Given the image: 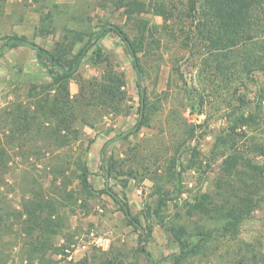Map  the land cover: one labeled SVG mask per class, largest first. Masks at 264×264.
<instances>
[{
    "label": "rangeland",
    "instance_id": "374dc122",
    "mask_svg": "<svg viewBox=\"0 0 264 264\" xmlns=\"http://www.w3.org/2000/svg\"><path fill=\"white\" fill-rule=\"evenodd\" d=\"M191 2L0 0V264H149L141 235L155 264H252L253 253L264 264V71H243L245 50L212 48ZM106 24L137 51L146 125L136 129L133 59L110 33L102 44L125 76L122 113L82 102L64 130L33 94L51 82L35 50L2 39L53 50ZM100 73L86 63L71 88ZM102 163L142 230L103 193Z\"/></svg>",
    "mask_w": 264,
    "mask_h": 264
},
{
    "label": "trees",
    "instance_id": "16d2710c",
    "mask_svg": "<svg viewBox=\"0 0 264 264\" xmlns=\"http://www.w3.org/2000/svg\"><path fill=\"white\" fill-rule=\"evenodd\" d=\"M199 1L202 16L196 26L198 28L200 26L208 28L207 39L213 46L212 48L214 46H224L226 49L238 47L245 50L244 54H247V57L244 59L246 61L243 71H264V64H262L260 58V53L264 50V36H262L264 34V17L262 16L264 13V0H192L193 7ZM110 32L119 37L126 45L138 75L137 87L140 92V108L136 129L140 130L147 122V117L144 114L146 90L140 75L137 51L131 45L128 36L118 26L106 24L101 30L80 35L74 38L75 40L72 42L66 35L63 41L56 43L53 50H47L30 42L29 38L24 35L6 36L2 40H5L3 47L7 49L31 47L35 50L38 63L47 71L51 82L41 90L42 92L38 93V88H33V94L41 96L38 101L39 106L48 107V114L56 118L58 124L66 130L69 128L70 123L76 120L74 111L82 102L100 109L110 108L115 115L122 113L119 105L127 97L125 76L108 63V59L104 56L103 47L100 45V42ZM79 44L81 46L77 48ZM256 50H259L257 54ZM86 59L91 61L94 66L102 68V73L90 80L81 79L80 92L78 96L72 97L70 82L77 76L81 64ZM262 99L264 101V96ZM252 119L251 116H242L236 121V124L239 123L241 127H247ZM101 169L105 178L103 193L120 205L127 220L135 229L142 230L140 224L133 218L128 203L121 201L109 187V181L113 178L115 169L106 168L104 163H102ZM80 178L83 187H90L86 167H82ZM126 208L129 209L132 219L127 217ZM26 213L27 215L32 214L28 211V208ZM236 222H239V220ZM237 227L236 224L233 229ZM146 244L147 238L141 235L139 252L147 259L149 264H155L152 254L146 249ZM79 264L90 263L88 260H83ZM103 264H107V259ZM110 264L112 263L110 262ZM252 264H261L258 254L253 253Z\"/></svg>",
    "mask_w": 264,
    "mask_h": 264
},
{
    "label": "crops",
    "instance_id": "0c3cea01",
    "mask_svg": "<svg viewBox=\"0 0 264 264\" xmlns=\"http://www.w3.org/2000/svg\"><path fill=\"white\" fill-rule=\"evenodd\" d=\"M110 33H112V32H110ZM110 33H108V34H110ZM107 34V35H108ZM105 38V37H104ZM104 40V39H103ZM103 40L100 42V45L103 47V52H105V48H104V45L102 44V42H103ZM58 42H61V41H58ZM57 43V42H56ZM56 45V44H55ZM48 50V49H47ZM86 63H89L94 69H97V67L96 66H94L92 63H91V61H89L88 59H86L82 64H81V67H80V69H79V72H78V74H77V78L75 77L73 80H71V82H70V92H71V95H72V97H75V96H78V94H79V90H73L72 88H71V84H72V82L73 81H75V80H79L81 77H82V75L80 74L81 73V70H82V68L84 67V65L86 64Z\"/></svg>",
    "mask_w": 264,
    "mask_h": 264
},
{
    "label": "water",
    "instance_id": "95a60500",
    "mask_svg": "<svg viewBox=\"0 0 264 264\" xmlns=\"http://www.w3.org/2000/svg\"><path fill=\"white\" fill-rule=\"evenodd\" d=\"M125 211H126V214H127V217L129 218V219H132V216H131V214H130V212H129V209H125ZM137 224V223H136Z\"/></svg>",
    "mask_w": 264,
    "mask_h": 264
}]
</instances>
